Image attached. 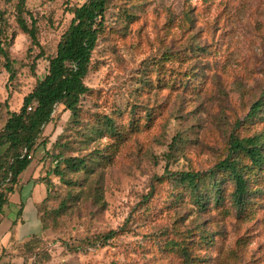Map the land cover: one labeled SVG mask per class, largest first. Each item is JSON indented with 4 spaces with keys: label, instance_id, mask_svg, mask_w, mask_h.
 I'll return each instance as SVG.
<instances>
[{
    "label": "rangeland",
    "instance_id": "rangeland-1",
    "mask_svg": "<svg viewBox=\"0 0 264 264\" xmlns=\"http://www.w3.org/2000/svg\"><path fill=\"white\" fill-rule=\"evenodd\" d=\"M85 1L26 0L46 46L35 61L17 0H0L10 58L0 51L1 118L46 75ZM85 81L79 114L57 106L21 173L23 230L38 237L9 264H264V165L248 174L242 207L222 173L218 198L212 185L196 194L175 176L214 168L232 135L264 136V103L249 115L264 102V0H111ZM39 170L50 190L41 205L47 186L30 180Z\"/></svg>",
    "mask_w": 264,
    "mask_h": 264
},
{
    "label": "trees",
    "instance_id": "trees-1",
    "mask_svg": "<svg viewBox=\"0 0 264 264\" xmlns=\"http://www.w3.org/2000/svg\"><path fill=\"white\" fill-rule=\"evenodd\" d=\"M12 1V0H7ZM111 0H86L84 3L71 9L73 18L69 27L61 35L56 52L48 56V71L38 79L34 88L24 96L21 108L9 110L1 118L4 122L0 128V216L9 204L10 196L20 185V175L33 163V152L37 141L45 127L54 121L57 106L64 105L72 115H78L82 97L90 91L86 84L91 65L93 52L98 46L99 39L107 25V13ZM16 21L19 27L29 35L32 40L29 48L35 61L43 58L46 46L39 40V18L27 7L26 0H17ZM8 28V18L4 10H0V51L9 60L4 48V36ZM35 63V62H34ZM10 68V62H7ZM12 69V68H11ZM263 101L253 104L249 115H255L262 107ZM227 156L207 173L183 171L175 174L176 178L196 194L206 185L210 184L216 190L215 197H220L219 184L226 175L235 183L233 197L242 207L250 193V171L264 165V136L255 134L250 136H235L230 138ZM248 157L252 165L243 164L242 157ZM68 166L81 168L86 160L81 158H64ZM56 172L63 175V171L56 166ZM63 177V176H62ZM47 186L45 203L49 197V183L38 178ZM41 219V218H40ZM42 227L45 222L43 219ZM117 233L111 230L103 236L108 241ZM38 235L31 237L22 244L29 246ZM184 249V248H182Z\"/></svg>",
    "mask_w": 264,
    "mask_h": 264
},
{
    "label": "crops",
    "instance_id": "crops-1",
    "mask_svg": "<svg viewBox=\"0 0 264 264\" xmlns=\"http://www.w3.org/2000/svg\"><path fill=\"white\" fill-rule=\"evenodd\" d=\"M40 175L39 170L36 175H30V180L34 179V181L39 182L37 179ZM20 180V185L11 194L9 204L4 208V212L0 216V264H9V257L13 256L14 248L18 249L19 245H22L31 237L38 235L36 233L34 235L26 234L23 230L24 226L28 224V217L24 216L23 212L29 209L30 203H26L20 195L24 188V181L21 175ZM46 195L47 187L46 194L38 203L39 205H41ZM35 214V220L42 228L38 212H35ZM23 218L26 219L23 220Z\"/></svg>",
    "mask_w": 264,
    "mask_h": 264
}]
</instances>
